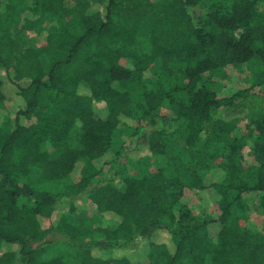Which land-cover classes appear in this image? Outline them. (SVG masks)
Returning <instances> with one entry per match:
<instances>
[{
    "label": "trees",
    "instance_id": "obj_1",
    "mask_svg": "<svg viewBox=\"0 0 264 264\" xmlns=\"http://www.w3.org/2000/svg\"><path fill=\"white\" fill-rule=\"evenodd\" d=\"M30 1L24 13L25 0H0V110L11 95L23 105L14 124L0 111V264H264V222L242 225L264 216V0ZM19 25L38 28L39 46L10 35ZM242 65L250 87L209 88ZM130 81L137 100L113 86ZM144 119L142 144L115 143ZM127 150L165 162L122 175ZM33 176L67 185L38 189ZM184 190L218 215L179 205ZM82 201L112 226L76 225ZM57 235L70 263L50 250ZM139 249L145 260L124 254Z\"/></svg>",
    "mask_w": 264,
    "mask_h": 264
},
{
    "label": "rangeland",
    "instance_id": "obj_2",
    "mask_svg": "<svg viewBox=\"0 0 264 264\" xmlns=\"http://www.w3.org/2000/svg\"><path fill=\"white\" fill-rule=\"evenodd\" d=\"M208 4L210 3H224L226 0H205ZM31 1L25 0L24 3V13L28 12V7H30ZM54 21L53 17H48L44 23L40 26V29L50 26ZM21 25V24H20ZM20 25L16 28H13L10 30V35L12 37H15L20 42L28 45V46H39L41 43V39L38 40V28H34L32 31H21L19 32ZM160 66V63L154 62L151 66V71L156 75L158 68ZM250 69L248 65H242L240 67L238 66H231L227 69L224 76L214 79L209 82L208 86L209 88L215 92V94L218 97H224V96H230L244 88L250 87ZM113 86L116 89L120 90H127L133 98L136 100L139 99V91L137 89L136 84L134 81L130 82H115ZM257 90V89H256ZM1 114L4 115L7 118V121L11 124H14V117L15 113L17 111H20L23 109L22 101L15 97L14 95H11L10 98L7 100L6 103L2 104L1 106ZM21 121H23L21 119ZM138 129H141V131L145 132V130L150 129L148 127V121L147 119H144L140 124H133L131 128H119L117 129L114 135V141L117 144H125L126 147H133L138 144H142V142L138 141L136 138H134L136 135L133 134L134 132H137ZM132 138V144L129 142ZM46 146V145H45ZM133 148H131L132 150ZM181 147H177L176 150H180ZM128 153L124 156H127L131 159H136L138 157L142 159L141 161L138 160V162H134L136 160H125L122 158L120 164V171L122 175H138L141 171L147 169L150 171H154L157 167H160L164 164L165 159L164 158H154L150 157L145 151L137 153L135 151V154L131 153L130 150H127ZM130 152V154H129ZM246 162L250 163L251 159L249 157H246ZM218 162L211 163L209 166V169L207 171L199 172V176L202 178L209 177L210 173L215 169ZM118 169L114 164L109 166L105 172L106 174H111L113 170ZM78 170L74 172V174L71 176L72 181L69 182V184H73L72 182H75L78 178ZM32 184L36 188H43L47 191H53L57 192L60 191L62 188H64L67 185V182L65 183H45L40 178L33 176L31 178ZM248 196H244L243 199L246 200ZM179 205H185L187 208L190 209L194 214L196 215H209L210 217H216L218 215V211L216 208L210 207L209 209L204 210L202 208L201 202L199 199L195 197L189 190H184L182 197L179 198ZM249 199V198H248ZM73 220L76 225H81L80 227L87 228L89 230H95L97 228H109L112 225L108 223L106 220H103V218L100 216V214L96 211L95 207L89 202V201H82L78 203L77 210L72 215ZM264 222V216L262 215H254L252 216L248 221L243 222L242 225L245 224L249 229H261L262 223ZM41 226L43 228H47L49 226V222L46 219L40 220ZM49 239H51V235L49 236ZM56 241L52 243L50 250L54 255L63 256L66 260V262L70 263L71 258L74 255V251H72L68 245L62 242L61 236H56ZM162 241H168V237L165 235L162 239ZM124 254L131 260L140 259L145 260V250L139 249V251H131L128 250L124 252ZM109 257L110 255L107 254Z\"/></svg>",
    "mask_w": 264,
    "mask_h": 264
}]
</instances>
